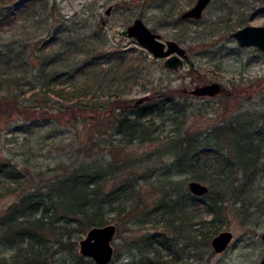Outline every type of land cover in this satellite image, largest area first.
<instances>
[{"label":"rangeland","instance_id":"rangeland-1","mask_svg":"<svg viewBox=\"0 0 264 264\" xmlns=\"http://www.w3.org/2000/svg\"><path fill=\"white\" fill-rule=\"evenodd\" d=\"M196 1L0 0V23L8 20L7 13L13 7L17 12L16 20L3 27L0 25V52L8 47L16 51L22 39L28 38L25 57L32 70L31 76L26 77L24 91L16 93L14 98L19 101L20 107H14L7 102L8 99H0V170L12 171L23 183L18 192L0 198V212L6 211L30 186H40L64 173L68 166L79 161L76 155L73 156L77 148L100 136L88 125L91 123L88 117L94 118L95 115L90 111L76 109V115L72 118L58 112L45 113L46 110H42L45 115L33 114L28 105L42 103L33 87L38 84L39 73L51 72L54 58H68L66 63L70 65H64L62 70H69L71 65L82 64V59L87 56L82 51L87 41L95 46L102 45L101 41H104V46L98 49L102 55L130 50V57L135 58L132 63L141 78H137L134 84L128 83L127 104L134 106L138 99L147 95L152 99L153 94L161 88L168 87L190 94L185 90L196 85L220 82L229 90V94L178 98L180 103L190 105L188 127L195 132L205 130L223 120L229 121V117L236 113L257 119L252 128L254 140L249 124L232 138L235 150L233 163L241 169L234 172L237 184L234 191L239 196L224 204L226 208L219 231L233 233L229 247L222 253H216L211 246L214 236L208 244L202 243L200 246L177 236L176 252L170 257L173 263L169 264H260L264 254V53L256 47H240L230 33L246 25H264V0H211L200 20H180V15L193 7ZM23 6L22 11H27L25 14L18 11ZM29 13L33 18L27 21L26 15ZM138 17L163 40L177 41L186 48L189 56L179 71L167 69L164 59L154 58L127 35V27ZM63 29L65 31L58 35L63 39L61 45L52 44L51 35ZM94 34L97 37H93ZM72 39L76 43L73 44ZM16 55L15 52L9 56L15 59ZM95 62L109 69L114 63L112 59L109 64L105 63L102 56ZM109 72L107 76L115 77L117 81L122 75L114 69ZM1 96L5 95L0 93ZM98 97L94 103L99 106L107 96L99 91ZM53 103L51 100L50 105ZM50 114H57L59 119H48ZM102 114L104 119L107 118L106 112ZM261 115L263 119L260 120ZM95 121L98 122V119ZM154 149V144H136L128 148L136 154ZM101 157L104 159V155ZM38 173L41 175L37 176ZM190 178L191 174H183L177 175L174 180L188 191ZM113 216L109 223L115 224L117 235L113 241L115 255L110 264L139 261L136 238L146 234L149 226L136 224L135 217L132 222L128 216ZM157 231L165 230L160 227ZM73 239L76 240L75 247L69 244L60 246L61 250L52 264H95L80 255V238Z\"/></svg>","mask_w":264,"mask_h":264},{"label":"trees","instance_id":"trees-1","mask_svg":"<svg viewBox=\"0 0 264 264\" xmlns=\"http://www.w3.org/2000/svg\"><path fill=\"white\" fill-rule=\"evenodd\" d=\"M24 8L18 11L25 14ZM16 13L13 7L7 13L8 20L0 25L16 20ZM31 14L26 15L27 21L33 18ZM64 31L51 35L52 44L61 45L63 39L58 35ZM22 40L16 51L8 47L0 52V93L5 95L0 99H8L14 107L21 106L14 98L24 91L26 77L32 71L25 57L28 38ZM71 42L76 43L75 39ZM99 46L87 41L82 46L87 55L82 64L64 71L69 59L57 56L51 62V72L38 74L33 90L42 103H30L32 113L44 114L42 110H46L73 118L76 109L90 111L95 115L88 117V125L102 138L93 137L81 144L74 154L72 151L78 162L40 186H30L0 212V264H52L60 246L75 247L73 238L81 239L93 226L108 224L113 214L128 216L132 222L135 217L136 224L149 226L146 234L136 238L140 260L128 264L173 263L170 257L175 255L177 236L197 246L208 244L221 230L224 204L239 196L234 191V172L241 169L233 163L232 138L249 124L254 140L252 128L257 119L236 113L229 121L192 131L188 127L190 105L180 103L178 98L193 96L168 87L138 107L127 104L128 83L141 78L132 63L135 58L130 57V50L102 55ZM15 52V59L9 56ZM101 56L105 63L114 61L110 68L122 74L118 81L107 76L112 69L95 62ZM99 91L107 98L98 106L94 102ZM49 118L59 119L57 114ZM259 118L263 119L262 115ZM136 144H154L155 149L141 154L130 152L128 148ZM183 174H191L190 181L207 183L208 194L194 195L188 187L186 191L174 180ZM19 178L12 171L0 170V198L18 192L23 184ZM160 227L165 231H157Z\"/></svg>","mask_w":264,"mask_h":264},{"label":"water","instance_id":"water-1","mask_svg":"<svg viewBox=\"0 0 264 264\" xmlns=\"http://www.w3.org/2000/svg\"><path fill=\"white\" fill-rule=\"evenodd\" d=\"M211 0H197L193 7L183 12L179 19L200 20ZM110 9L108 10V12ZM130 38L135 39L154 58L164 59V66L172 71H179L188 58L185 47L174 40H162L160 34L152 31L140 17L136 18L126 29ZM240 47H256L264 53V25H246L230 33ZM195 97H214L227 92V88L220 82L196 85L190 90H185ZM150 97L147 95L138 99L134 106L138 107ZM188 188L197 196L208 194L209 187L197 180L189 181ZM117 235V227L113 223L103 226H93L86 235L78 241L79 253L91 259L95 264H110L115 255L113 241ZM234 238L231 231H222L211 240V246L216 253L224 252ZM264 244V234H262ZM260 264H264V254Z\"/></svg>","mask_w":264,"mask_h":264},{"label":"flooded vegetation","instance_id":"flooded-vegetation-1","mask_svg":"<svg viewBox=\"0 0 264 264\" xmlns=\"http://www.w3.org/2000/svg\"><path fill=\"white\" fill-rule=\"evenodd\" d=\"M187 20H191V19H187ZM223 94H229V90L227 89V92H225Z\"/></svg>","mask_w":264,"mask_h":264}]
</instances>
